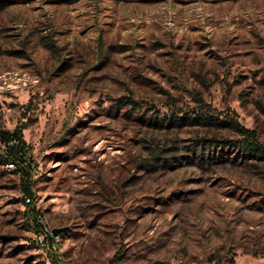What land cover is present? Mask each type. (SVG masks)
Segmentation results:
<instances>
[{
  "label": "rangeland",
  "instance_id": "obj_1",
  "mask_svg": "<svg viewBox=\"0 0 264 264\" xmlns=\"http://www.w3.org/2000/svg\"><path fill=\"white\" fill-rule=\"evenodd\" d=\"M233 121L264 139V0H0L34 192L0 140V264H264V159L209 142Z\"/></svg>",
  "mask_w": 264,
  "mask_h": 264
},
{
  "label": "trees",
  "instance_id": "obj_2",
  "mask_svg": "<svg viewBox=\"0 0 264 264\" xmlns=\"http://www.w3.org/2000/svg\"><path fill=\"white\" fill-rule=\"evenodd\" d=\"M44 42V41H43ZM47 48L52 47V44H46ZM195 120H204L205 122L208 119L212 121V116H200L197 115ZM182 118H179L178 121H181ZM233 126L235 128V133L237 138L234 141L224 140L219 141L216 138H212L209 142L212 143H228L233 145L238 149V151L243 156H252L264 159V139L260 138L255 129L247 128L241 125L237 121H233ZM24 127H17L13 131H2L0 132V140L6 146L4 157L6 165L14 164L15 168L13 169L15 173H18L20 177V188L23 193L28 197H34L33 192V169L30 157H28V145L24 139L23 135ZM31 206V205H29ZM33 222L36 226H39L36 218H31L29 221ZM32 224V223H31ZM27 225L30 226V222H27ZM31 228V227H30ZM120 253H117L115 258L120 257Z\"/></svg>",
  "mask_w": 264,
  "mask_h": 264
},
{
  "label": "built area",
  "instance_id": "obj_3",
  "mask_svg": "<svg viewBox=\"0 0 264 264\" xmlns=\"http://www.w3.org/2000/svg\"><path fill=\"white\" fill-rule=\"evenodd\" d=\"M7 166L11 169L15 168L14 164H8ZM21 196L24 204L31 205L33 203V199L28 197L25 193L22 192ZM37 222L39 223V226H36L34 223H32V226L30 228V235L24 238L22 242H35L36 245H40L42 249H45L46 244H49L51 242V239L57 240L59 236L53 234V230L47 227L44 220L37 219Z\"/></svg>",
  "mask_w": 264,
  "mask_h": 264
},
{
  "label": "water",
  "instance_id": "obj_4",
  "mask_svg": "<svg viewBox=\"0 0 264 264\" xmlns=\"http://www.w3.org/2000/svg\"><path fill=\"white\" fill-rule=\"evenodd\" d=\"M67 230V227H59V228H54L53 229V234L54 235H59L60 233L64 232Z\"/></svg>",
  "mask_w": 264,
  "mask_h": 264
}]
</instances>
